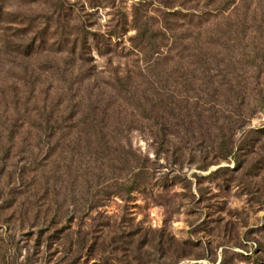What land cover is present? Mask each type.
Returning <instances> with one entry per match:
<instances>
[{
	"label": "rangeland",
	"instance_id": "1",
	"mask_svg": "<svg viewBox=\"0 0 264 264\" xmlns=\"http://www.w3.org/2000/svg\"><path fill=\"white\" fill-rule=\"evenodd\" d=\"M226 1L0 0L1 116L128 90L104 128L0 124V264H264V0Z\"/></svg>",
	"mask_w": 264,
	"mask_h": 264
},
{
	"label": "trees",
	"instance_id": "2",
	"mask_svg": "<svg viewBox=\"0 0 264 264\" xmlns=\"http://www.w3.org/2000/svg\"><path fill=\"white\" fill-rule=\"evenodd\" d=\"M226 2L227 5L225 3L224 6L221 7V9L224 12L228 9L227 6L230 5L232 1L230 2V0H227ZM198 19L199 20L197 21L198 23L197 28L202 26V22H200L201 18ZM200 34H201L200 32L196 33L197 37L195 39L198 42H199ZM143 37L144 34L138 32V38H143ZM163 60L168 61L170 60V58L164 56ZM78 71L81 72V68ZM78 83L79 81H73V80L69 81L70 85H75ZM119 84L122 85V87L124 88V86L127 87L129 83L126 84L119 82ZM68 90L71 91L72 93L73 87L70 86ZM76 90L79 92V94L83 93V95H79L80 99L78 100L77 103L75 102L71 105H68V107H72L73 109H76V111L75 112L70 111L69 113H65V111L63 112L58 111L57 115H53V114L41 115L40 109H35L36 112L33 111L34 114L33 115L32 110L28 111L27 110L28 108L24 109L25 112L23 111L15 115H11L9 114L8 110L9 107L12 106V104L16 108H18L17 105L18 103L27 106L32 99V95H30L29 97H25V95H21L20 97L16 95L14 97L6 96L3 98V115L2 116L0 115V124L8 128L9 138L13 137L12 135L14 134L13 131L15 128H22L25 126L32 127L31 125L36 123L37 121H41V123L48 125L49 127H54L56 126V124H60V123L67 124L68 122H70L71 124L83 125L85 128H90V127L98 128L99 126L101 128H104L112 118L114 119L115 117V119H119L118 117L116 118L117 112L119 114L122 113L119 112V110L124 104L118 100L119 97H116V94L126 95L128 93V90H124V89L116 90L114 86L109 85V83L107 82L91 81L90 79L88 80V83H86V85L83 87L82 90L80 89V87H78ZM137 100L141 104L139 105L140 107H143L145 109V107L148 106L149 108L150 106L151 111L156 110L155 108L157 105H153V101L141 97H137ZM143 101L145 103H143ZM81 104L83 106L87 105V107L81 108ZM79 106H80V110H78ZM80 113H84L82 114V117H79ZM123 121H126V118Z\"/></svg>",
	"mask_w": 264,
	"mask_h": 264
}]
</instances>
